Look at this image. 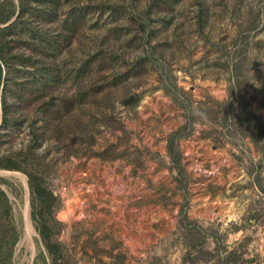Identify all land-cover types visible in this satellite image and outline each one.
<instances>
[{
	"label": "rangeland",
	"instance_id": "rangeland-1",
	"mask_svg": "<svg viewBox=\"0 0 264 264\" xmlns=\"http://www.w3.org/2000/svg\"><path fill=\"white\" fill-rule=\"evenodd\" d=\"M12 9L0 162L19 152L58 198L63 264H264V0H0ZM47 54L60 81L38 98L25 79ZM0 178V264H50L26 174Z\"/></svg>",
	"mask_w": 264,
	"mask_h": 264
},
{
	"label": "trees",
	"instance_id": "trees-1",
	"mask_svg": "<svg viewBox=\"0 0 264 264\" xmlns=\"http://www.w3.org/2000/svg\"><path fill=\"white\" fill-rule=\"evenodd\" d=\"M11 2V1H10ZM22 2V0H20ZM12 4V2H11ZM22 7V5H21ZM19 12L17 15V18L3 27H0V85L7 86L6 83L8 82H16V78L18 77V73L12 74V72L16 69L15 61L18 59L19 54L13 53V46L10 44V39H8V34L14 29L16 25H18L19 19H22L23 12ZM15 13V10L12 9L8 14L4 16H0V23L4 24L6 23ZM46 54V53H44ZM49 54H47L45 57L41 59H32V63L34 69L31 71V73L27 70L25 72H29V77L25 79L27 83L32 84L33 86V92L36 94V97L40 98L44 96L46 93L45 90L47 89H53L56 87V84L58 81H60V75H59V69L56 67V64L54 62H47L46 59H48ZM46 58V59H45ZM20 59V58H19ZM26 60L30 61L29 57L25 58ZM24 59V60H25ZM5 70V71H4ZM3 82V84H2ZM166 85L170 86L173 89V96L176 95L177 89L174 84H168ZM23 87H26V85ZM47 94V93H46ZM27 98V97H26ZM25 98V99H26ZM61 100L60 97H56ZM54 97H51L50 100L44 101L41 107V112L44 114V116L47 114V120L49 119V122H52L53 124L54 120L61 121V115L58 114L59 111H56L53 109L55 106H57V103L55 102ZM73 100V99H72ZM2 108H3V120L6 121L9 116V112L7 111V102L5 100V94L2 93ZM62 103L64 106H66V103L64 100H62ZM67 103H72V101H67ZM49 105L51 107L49 108ZM72 107V104H71ZM46 120V121H47ZM47 129L52 130V133L55 134L56 137H58L59 133H62V127L56 125H50V123L46 124ZM45 127V129H46ZM59 132V133H58ZM178 135V130H175L171 133L169 136L168 142H167V151L169 155L174 159V151H173V141L174 136ZM36 139L37 135L34 133L32 136L33 145H36ZM19 155V152H15L13 155H10L9 157L3 158L2 162H0V167L5 169H13V170H21L23 171L27 176L28 186H29V197H30V212H31V218L35 221V227L38 232L40 241L43 245V249H40L38 254L42 255L44 258L47 256L50 260V264H63L62 261V245L61 243L54 238L55 233V227L60 225V222L55 217V209L58 207V198L53 194V192L46 189L42 182V177L40 173L33 169L32 167H22L20 166L19 159L17 160L16 156ZM15 156V157H14ZM24 160L26 158L24 157ZM1 181H4V179L0 178ZM0 200L4 203V208H8V200L7 195L3 189L0 188ZM185 221L187 223H190L191 221L184 217ZM0 238L2 239V236L0 235ZM14 242V241H12ZM230 258V257H229ZM228 258V259H229Z\"/></svg>",
	"mask_w": 264,
	"mask_h": 264
},
{
	"label": "bare ground",
	"instance_id": "bare-ground-1",
	"mask_svg": "<svg viewBox=\"0 0 264 264\" xmlns=\"http://www.w3.org/2000/svg\"><path fill=\"white\" fill-rule=\"evenodd\" d=\"M28 226L25 227V233L28 235V233L30 232V228H29V224H27ZM26 236V235H25Z\"/></svg>",
	"mask_w": 264,
	"mask_h": 264
},
{
	"label": "water",
	"instance_id": "water-1",
	"mask_svg": "<svg viewBox=\"0 0 264 264\" xmlns=\"http://www.w3.org/2000/svg\"><path fill=\"white\" fill-rule=\"evenodd\" d=\"M17 16V14L15 15V17Z\"/></svg>",
	"mask_w": 264,
	"mask_h": 264
}]
</instances>
